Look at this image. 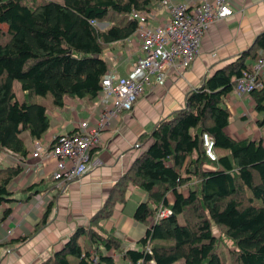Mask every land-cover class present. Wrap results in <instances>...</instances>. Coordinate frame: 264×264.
<instances>
[{
	"label": "trees",
	"instance_id": "16d2710c",
	"mask_svg": "<svg viewBox=\"0 0 264 264\" xmlns=\"http://www.w3.org/2000/svg\"><path fill=\"white\" fill-rule=\"evenodd\" d=\"M161 1L0 0V153L24 161L28 150L22 133L41 140L48 130L46 106L34 96L49 93L57 107L65 96L94 100L108 69L104 49L136 30L132 10L148 12ZM104 21L108 25L100 28L97 24ZM258 58H264V31L233 61L189 90L182 107L140 137V142L150 143L90 219L104 231L100 219L110 217L114 205L124 201L130 184L138 186L146 200L136 205L132 217L146 230L137 248L120 250L118 238L78 226L41 264H117L105 252L109 250L121 251L130 264H224L218 248L225 240L231 243L232 264H264L263 139L236 140L225 131L230 119L225 97ZM15 81L22 100L14 92ZM250 96L262 113L257 123L264 125V81ZM204 133L213 140L214 159L205 153ZM21 170L18 164H0V205L12 201L8 185ZM159 206L171 214L154 220ZM10 211L6 207L0 220ZM82 239L95 251L84 249Z\"/></svg>",
	"mask_w": 264,
	"mask_h": 264
},
{
	"label": "crops",
	"instance_id": "0c3cea01",
	"mask_svg": "<svg viewBox=\"0 0 264 264\" xmlns=\"http://www.w3.org/2000/svg\"><path fill=\"white\" fill-rule=\"evenodd\" d=\"M174 1L190 4L198 2ZM231 5L233 14L230 17L209 24L198 55L182 74L171 72L164 86L146 88L129 112L109 120L108 126L101 131L98 145L90 151L91 159L96 160V163L79 179L61 189L56 187L51 177L53 163L49 159L33 157L31 153L35 139L27 132L22 133L28 150L24 161H20L25 165L24 171L9 184L12 201L0 205V218L4 208H11V215L0 220V264H41L52 256L66 238L99 208L113 185L150 143L149 140L146 143L140 142V137L150 132L159 120L182 107L189 90L199 86L215 69L233 61L252 45L255 37L264 31V0H231ZM162 9L160 5L154 13V24L166 17ZM114 44L116 45L113 47ZM109 47L113 48L103 51V57L108 65L125 75L140 55L139 40L130 36ZM225 105L230 111L229 123L225 127L229 136L236 140L261 137L264 143V125L257 123L262 113L254 109L250 94L238 95L232 91L226 95ZM46 111L49 128L41 141L50 144L52 137L59 133L71 134L77 131V124L81 120L95 124L99 116V103L96 98L87 100L65 96L61 107L50 104ZM0 160L2 165H11L13 161H18V157L2 152ZM135 189L140 188L130 184L124 198L125 201L127 197L128 201L133 196L132 210L129 206L124 213V201L115 204L119 207L115 225L117 227L119 224L130 239L129 242L133 243L129 247L134 246L133 248L138 247L136 241L146 230L145 224L132 217L136 205L146 200L145 192L140 189L145 195L142 198V194L133 193ZM41 191H45L46 196ZM52 195L55 197L51 199ZM168 197L170 201L173 199L171 193ZM49 203V214L51 213L54 221L41 230H32L40 209L44 207L45 212ZM30 229L32 232L28 234ZM113 229L118 236L119 228ZM27 235L29 236L25 240H15Z\"/></svg>",
	"mask_w": 264,
	"mask_h": 264
},
{
	"label": "built area",
	"instance_id": "2783aa9c",
	"mask_svg": "<svg viewBox=\"0 0 264 264\" xmlns=\"http://www.w3.org/2000/svg\"><path fill=\"white\" fill-rule=\"evenodd\" d=\"M160 5L166 17L154 24V13L132 10L131 16L139 23L131 36L139 40L140 55L125 75L119 74L112 65L100 80L96 99L99 116L95 124L81 120L74 133H59L46 144L35 139L33 157L51 160V177L60 184H68L87 173L96 163L90 151L97 146L100 134L109 120L129 112L148 87H162L171 72L182 74L196 58L201 40L209 24L222 21L233 14L231 0H198L196 4L162 0ZM264 81V58H258L250 72L236 79L233 92L250 94L261 88ZM202 142L208 158L214 159L213 140L204 133ZM171 214L154 213V220ZM10 233V231H7Z\"/></svg>",
	"mask_w": 264,
	"mask_h": 264
},
{
	"label": "rangeland",
	"instance_id": "374dc122",
	"mask_svg": "<svg viewBox=\"0 0 264 264\" xmlns=\"http://www.w3.org/2000/svg\"><path fill=\"white\" fill-rule=\"evenodd\" d=\"M35 1V3H39V2H41V1H43V0H34ZM55 1V0H54ZM57 1H61V0H57ZM159 6H160V4H159ZM159 6L158 5H155L153 8H151V10H149L148 12H152V13H156L158 10V8H159ZM162 11H163V9H162ZM164 12V11H163ZM165 13V15H166V12H164ZM159 14V13H158ZM137 23H139L138 21H137ZM100 28H105L107 25H108V23L107 22H102L101 24L100 23H98L97 24ZM116 44H114L113 45V47L115 46ZM113 47H109V48H106L105 50H104V52L105 51H107L108 49H110V48H113ZM103 52V53H104ZM108 55V54H107ZM109 56V55H108ZM13 89H14V92H15V94H16V97L18 98V100H22V95H23V92L21 91V89H20V85H19V83L18 82H14V84H13ZM64 99V98H63ZM33 100L34 101H37V102H40V103H43L46 107L47 106H49L50 104L51 105H54L53 103H52V100H51V96H50V94L49 93H47L46 95H44V96H41V95H37V96H34V98H33ZM55 106V105H54ZM49 118V117H48ZM2 155V153H0V156ZM5 158H6V156H4ZM6 159H8V158H6ZM9 160H12V158H10ZM1 161V160H0ZM21 162H23V161H21ZM1 164V163H0ZM13 164H18L19 166H21L22 167V170H21V172L20 173H22L24 170V167H25V165L23 164V163H20V161L18 160V161H13L12 163H11V165H13ZM54 180V179H53ZM54 182H55V184H56V187L58 186L59 187V189H61L62 188V186H65V184H60V183H58L57 182V180H54ZM8 188H9V185H8ZM183 191H184V189H182ZM133 193H135L136 195H139V194H142V198H145V195H144V192L142 191V190H140V189H135L134 191H133ZM41 194H43L44 196H46L45 195V191H41ZM125 194H126V192H125ZM130 195H131V192H130ZM53 196V195H52ZM55 196H53V197H51V199L52 198H54ZM108 197V196H107ZM106 200V199H105ZM105 200L101 203V205L99 206V208L91 215V216H89L84 222H83V224L82 225H80V226H83V227H85V228H89V227H91L92 226V228H94L95 230H97L96 232H99L102 236H104V237H107V236H114V237H116V238H118V240L120 241V250H124V249H126V248H133L134 246H132V247H129L130 245H132L133 243H130L129 242V238L126 236V234H124V232L121 230V228L119 227V224L117 225V227H116V223H115V220H116V218L119 216V214H118V209H119V207H116V205H114V207H113V209H112V213H111V215H110V217H107V218H103V219H100V221H99V225L100 226H102V228L104 229V231L101 229H99L97 226H94V225H91L90 224V219H91V217L95 214H97V211L99 210V209H101V208H103V206H104V202H105ZM133 200H134V198H133V196L132 197H130L129 199H128V201H127V197H126V200L124 201V213H126V211L128 210V207L130 206V210H132V208H133V205H134V203H133ZM50 201H52V200H50ZM51 203V202H50ZM48 204V206L50 207L51 206V204ZM119 203H121V202H119ZM130 203H131V205H130ZM5 209V208H4ZM168 207H162V206H159V208L158 209H156L155 210V212L154 213H159V212H167L168 213ZM105 209H102L101 210V212H105L104 211ZM129 210V211H130ZM49 211H50V209H49ZM39 214V216H38V219H37V222L34 224V226H33V228H32V230H36L37 228V230L36 231H38V230H41L43 227H45L46 225H48V224H50V222L53 220V218H52V216H51V213L49 214V212L47 213V215H46V217L44 218L45 219V222L44 221H42L43 220V214H44V207L43 208H41L40 209V212L38 213ZM11 215V211H10V213H9V215H7V217H9ZM94 215V216H95ZM182 219H183V217H179V220H181L182 221ZM4 220V219H3ZM2 220V221H3ZM54 221V220H53ZM70 220H67V222H69ZM113 228H119L118 229V233H117V235L118 236H116V234H115V230L113 229ZM35 231V232H36ZM216 231V230H215ZM32 231H31V229L29 230V232H28V234H30ZM34 232V233H35ZM217 234V233H216ZM29 235H27V236H25L26 238L28 237ZM7 238H9V237H7ZM85 242H86V240L85 239H82L81 240V243L84 245V249H90V251H92V252H94L95 250L94 249H92V247L91 246H87L86 244H85ZM23 243V242H22ZM231 246V243L228 241V240H225L224 242H221V244H220V246H219V248H218V251L220 252V254H221V257L224 259V264H232V262H231V258H230V256H229V254H228V248ZM88 247V248H87ZM98 248V250H102V251H104L103 250V248L102 247H97ZM88 249V250H89ZM105 252H107V253H109V254H112L113 255V257H114V259H115V261H116V263L117 264H130V262L128 261V260H126L125 258H121V256H120V252L121 251H118V250H116V251H114V250H109V251H105ZM51 257V256H50ZM50 257H48V258H50Z\"/></svg>",
	"mask_w": 264,
	"mask_h": 264
}]
</instances>
